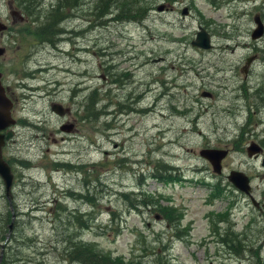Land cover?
<instances>
[{
    "label": "rangeland",
    "instance_id": "1",
    "mask_svg": "<svg viewBox=\"0 0 264 264\" xmlns=\"http://www.w3.org/2000/svg\"><path fill=\"white\" fill-rule=\"evenodd\" d=\"M138 1L139 10L151 9L144 20L108 27H96L88 11L92 0L82 1L76 17L61 25L73 33L49 46L38 39L39 22L23 23L10 15L16 1L0 0V21L10 30L0 36V79L16 121L3 151L14 181L6 195L0 178V264H78L62 255L68 235L146 262L160 256L168 264H264V111L256 106L255 112L243 95V84L250 95L264 85V34L249 38L254 16L264 26V0H170L169 13L154 10L168 0ZM55 2L42 0L45 13ZM183 6L190 9L184 17ZM197 26L210 36V50L190 46ZM252 53L259 59L245 79L241 67ZM110 74L129 75L131 83L118 88ZM92 92L102 102L89 119ZM53 105L65 115L54 113ZM66 121L74 124L70 133L60 129ZM250 141L262 147L261 157L246 156ZM204 148L229 150L220 200H208L205 184L217 179L198 157ZM158 161L174 167L180 181L149 178ZM230 170L249 177L250 195L261 204L253 207L234 190L225 179ZM85 178L100 202L93 227L78 230L68 218L83 221L92 211L77 195L85 194ZM139 190L182 210L178 227L165 226L153 212L128 209L122 194ZM110 211L118 214L115 221ZM105 224L110 228L101 233ZM228 226L244 236V252L220 241Z\"/></svg>",
    "mask_w": 264,
    "mask_h": 264
},
{
    "label": "trees",
    "instance_id": "2",
    "mask_svg": "<svg viewBox=\"0 0 264 264\" xmlns=\"http://www.w3.org/2000/svg\"><path fill=\"white\" fill-rule=\"evenodd\" d=\"M15 1L22 15L26 16L31 22H39V28H37V30H39L38 39L42 42L48 40V37H45V34L47 31H49L51 32L50 39L55 45V43L60 40L59 37H61L63 34L60 28L63 22H65L67 18H69L70 14L76 13L78 10H80L82 1L88 0H56L55 4L49 8L50 12L48 13H45L46 10H44L45 6H43L42 0ZM141 5H143V2L138 0H92V5L91 7L88 6V11L92 14H90V16L95 18L94 24L97 27L98 25L96 24L102 23L103 17L105 15L107 16L109 12L113 13V11H115L116 13L114 19H116L119 23L133 21L134 19H136V17L139 16L144 19L146 12L148 11V7L139 10V7ZM131 12H138V14L134 15ZM40 20L42 21L40 22ZM88 24L89 27L92 26H90V22ZM110 76L114 78V84H118V82L124 83L129 78V75H127L126 77H121L118 74H110ZM121 79H123V82ZM86 101L89 102V105L86 109V111L91 115L89 119H91L92 117L95 118L99 114L98 106L102 102V99H98V97L96 96V92H92L90 95H88ZM100 110L103 113L104 110ZM78 171H80L81 173L84 172L81 171V169ZM150 172L151 174L148 175V177L162 184H173L180 181L179 177L174 174L176 172V169L172 166H169L168 164H165V162H153ZM92 173L93 172L90 170L87 171L85 177H89L90 175H92ZM140 177L141 176H139V178ZM85 181H87V183H85V194L82 193L77 195H81V199L85 203H89L88 205L92 208V211L91 213L87 214V218L83 221H81L80 215L70 217L71 220H69L68 218L69 227H71V224L73 225L76 223L78 227H74V229L77 228L78 230L93 227V224L95 223L94 219L96 216L93 210L100 202L99 200H96L94 195L90 192V183L92 182V180H86L85 178ZM223 190L224 189L222 187H219V182H217L210 191L212 193L211 197L213 199L222 198L220 195H222ZM67 194L70 197L74 195L71 192L66 193V195ZM122 198L124 200H129V203L127 204L128 209L135 210L138 213L143 212V210L153 212L160 218L162 222H164L165 226L174 228L178 227V223L180 222L183 215V211L179 208H175L167 204H161V199H167L158 194L155 196L151 195V193L147 195V193L139 190L137 193L122 194ZM226 215L227 213H225V216L220 217L219 220L226 219ZM109 216V219L111 221H115L118 218V214L115 211H110ZM99 227L103 229L101 230V233H106V229L110 228L109 224H105L102 226L100 225ZM223 230L225 232L223 234V237L220 238V241L227 245V248H229L233 252H238L239 249L244 252L245 249H247V244H240V241L244 240V236L242 238H239L240 233L232 231L230 226ZM116 232H118V229L116 230ZM141 236V241H143L145 236ZM76 237V235H68L66 236V239L64 238L65 245L64 247H62V255L67 259L68 263L168 264L166 259L162 260L160 256L154 257L153 259L146 262L144 261L142 256H135L127 259L122 255H113L109 251L99 249L95 243L82 241L80 238ZM235 241L237 242V245H231L232 242ZM146 248L147 247H145L144 249ZM164 249L165 247H161V251H163ZM249 251H252V249ZM159 254H162V252Z\"/></svg>",
    "mask_w": 264,
    "mask_h": 264
},
{
    "label": "water",
    "instance_id": "3",
    "mask_svg": "<svg viewBox=\"0 0 264 264\" xmlns=\"http://www.w3.org/2000/svg\"><path fill=\"white\" fill-rule=\"evenodd\" d=\"M161 6L157 7L156 10H160ZM256 24V28L252 31L250 37L251 39H256L260 37L262 34V26L257 19H254ZM6 29V25L0 22V31ZM191 46L197 47L202 50L209 49V39L207 34L203 30H199L196 33L195 39L190 43ZM3 54V49L0 48V55ZM11 109L12 102L7 98L5 89L0 82V178L3 182L6 194L9 193L13 182V174L11 172L10 166L4 161L2 156V147L5 144V140L8 141L12 136L13 132L8 130L5 135L1 134L2 131L8 129L11 125H14L15 121L11 117ZM52 111L57 115L62 116L64 114V110L60 105H53L51 107ZM72 126L64 125L61 127L62 131L70 132ZM258 151V148L255 144H250V146L246 149L247 155L251 156L253 153ZM226 155L225 150H217V149H201L198 152V156L202 159L206 160L211 170L214 174H220V161ZM226 180L239 192L248 195L251 203L255 204V200H253L250 195V186L248 178L241 172L230 171L226 176Z\"/></svg>",
    "mask_w": 264,
    "mask_h": 264
},
{
    "label": "flooded vegetation",
    "instance_id": "4",
    "mask_svg": "<svg viewBox=\"0 0 264 264\" xmlns=\"http://www.w3.org/2000/svg\"><path fill=\"white\" fill-rule=\"evenodd\" d=\"M186 10H185V9ZM188 10H190L189 9V7L188 6H183L181 9H180V15L181 16H185V15H189V11ZM169 11H172V6H171V4H170V0H168V2H166V4L164 3V4H162V12L163 13H169ZM115 11H113V13H111V12H109L108 14H107V16L105 15L104 17H103V19H102V23H98L97 25L98 26H101V27H104V26H106V27H108L107 25L109 24V23H113V22H116V23H119L116 19H114V17H115ZM10 15L11 16H13V17H17L20 21H23V23L24 22H27V21H30L26 16H24V15H22L21 14V12H20V10L18 9V7H17V5H15L14 7H13V10H11L10 11ZM76 17V14L75 13H73V14H70L69 15V18H67V19H70V17ZM1 22V21H0ZM31 22V21H30ZM34 24V22H31V24ZM7 26V25H6ZM62 27V26H61ZM60 27V28H61ZM8 31H10L9 29H8V26H7V28L5 29V30H3V31H1L0 32V36H3L4 34H6ZM61 31H62V36L63 35H65V33H69V35H71L73 32L72 31H70V32H68V31H66V30H64L63 28L61 29ZM62 36L61 37H59V41H57L56 43H55V45H57L58 43H60V42H62L61 41V39H62ZM43 43H45V44H47V45H49V46H55L53 43H52V40L50 39V38H48V40H45V41H43ZM60 51V50H59ZM257 59H259V55H258V53H252V54H250V56L248 55V57H246L245 59H244V63H243V66L241 67V72L244 74V76H245V79H246V76L248 75V74H251V68H250V66H251V64L253 63V61H255V60H257ZM115 82V81H114ZM131 82H130V79L128 78L127 79V81H125L124 83H121V82H118V84H115L118 88H125V87H127L129 84H130ZM244 85V87H245V89H244V91H243V95H245L244 96V98L246 97V101H248V96H250L251 97V106H253L254 107V109H255V112H257V113H259L258 112V110L257 109H259V108H256V106L257 107H260V110H262V112L264 111L263 109H264V85H261V86H257L255 89H254V91H253V93L250 95V94H248V87L249 86H247L246 84H243ZM247 87V88H246ZM247 95V96H246ZM257 103H259L258 105H257ZM102 109V108H101ZM259 117L260 116H258V119H259ZM248 119H249V115H248ZM65 123H67V124H69V125H71V126H74V124H70V122H68V121H66ZM75 123V122H74ZM7 131V130H6ZM6 131H3L2 132V134L3 135H5L6 134ZM14 131V130H13ZM12 140H9V141H6L5 142V144H4V146H3V148H2V153H3V151H4V149L9 145V143L11 142ZM250 142H253V143H255L256 145H257V147L260 149V151H261V153H262V151H263V149H261L262 147L260 146V145H258L256 142H254V141H250ZM260 157H261V155H259ZM262 160L264 161V157H261L260 158V166H264V164L262 163ZM259 204H261V203H259ZM9 238V237H8Z\"/></svg>",
    "mask_w": 264,
    "mask_h": 264
},
{
    "label": "bare ground",
    "instance_id": "5",
    "mask_svg": "<svg viewBox=\"0 0 264 264\" xmlns=\"http://www.w3.org/2000/svg\"><path fill=\"white\" fill-rule=\"evenodd\" d=\"M89 204V203H88Z\"/></svg>",
    "mask_w": 264,
    "mask_h": 264
}]
</instances>
